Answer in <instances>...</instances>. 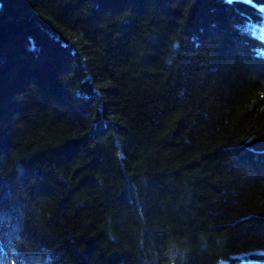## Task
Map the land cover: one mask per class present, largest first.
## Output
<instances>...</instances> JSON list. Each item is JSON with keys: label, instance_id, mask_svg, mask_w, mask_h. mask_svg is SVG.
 <instances>
[{"label": "trees", "instance_id": "obj_1", "mask_svg": "<svg viewBox=\"0 0 264 264\" xmlns=\"http://www.w3.org/2000/svg\"><path fill=\"white\" fill-rule=\"evenodd\" d=\"M173 253L264 264V0H0V264Z\"/></svg>", "mask_w": 264, "mask_h": 264}, {"label": "clouds", "instance_id": "obj_2", "mask_svg": "<svg viewBox=\"0 0 264 264\" xmlns=\"http://www.w3.org/2000/svg\"><path fill=\"white\" fill-rule=\"evenodd\" d=\"M172 49L173 50H176L179 48V44L178 43H173L171 45ZM170 62V61H169ZM169 264H176V260H175V253H173L171 256H170V259H169Z\"/></svg>", "mask_w": 264, "mask_h": 264}, {"label": "snow or ice", "instance_id": "obj_3", "mask_svg": "<svg viewBox=\"0 0 264 264\" xmlns=\"http://www.w3.org/2000/svg\"><path fill=\"white\" fill-rule=\"evenodd\" d=\"M229 2H230V0H229Z\"/></svg>", "mask_w": 264, "mask_h": 264}]
</instances>
